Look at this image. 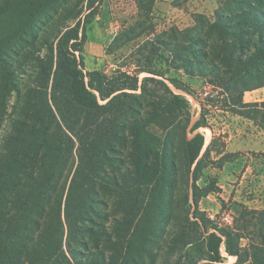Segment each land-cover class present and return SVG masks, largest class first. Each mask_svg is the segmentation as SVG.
I'll list each match as a JSON object with an SVG mask.
<instances>
[{
	"label": "trees",
	"instance_id": "16d2710c",
	"mask_svg": "<svg viewBox=\"0 0 264 264\" xmlns=\"http://www.w3.org/2000/svg\"><path fill=\"white\" fill-rule=\"evenodd\" d=\"M104 1L0 0V264H226L229 257L264 264V208L244 205L220 223L200 208L219 187L211 178L199 184L209 166L232 155L227 142L216 149L214 109L264 132V100L244 99L264 87V34L220 15L211 24L224 25L212 44L224 56L218 63L208 39L181 40L198 27L159 34L157 0H135L146 22L124 27L108 54L147 38L123 67L88 71L84 21ZM189 42L203 66L192 75L214 74L219 96L200 97L158 66L163 49L184 51ZM206 127L213 130L207 147Z\"/></svg>",
	"mask_w": 264,
	"mask_h": 264
},
{
	"label": "rangeland",
	"instance_id": "374dc122",
	"mask_svg": "<svg viewBox=\"0 0 264 264\" xmlns=\"http://www.w3.org/2000/svg\"><path fill=\"white\" fill-rule=\"evenodd\" d=\"M84 13L79 17L82 20H85ZM254 13L258 14L254 16ZM196 15H202L204 18L196 21ZM220 15H231L230 17H233L232 21L235 23L252 22L239 29L251 27L254 37L261 33L264 34V0H157L152 18L156 32L159 34L171 27H177L180 30L198 27V33L201 35L195 34L193 31L186 32L181 40L184 42L196 41L197 44L198 37H201L208 39L207 42L212 45L216 44L220 34L222 35L224 25L216 28L211 27V24L218 20ZM78 19L73 20L71 24L75 25ZM138 22L145 23L146 19L138 12L135 0H105L98 14L84 21L87 40L94 34L106 36L109 39L92 51H89L84 44L83 55L86 70L100 69L110 73L117 67L126 65L130 52L137 48L139 43H142L145 37L147 38V35L129 42L113 54H108L107 49L124 27L137 25ZM41 34L43 36V32ZM42 42L41 39V45ZM196 44L186 43L187 50L174 53L163 49L159 54L158 66L167 74V77H176L190 84L200 97H207L208 93L219 96V89L210 83V79L215 78L214 74H210L209 78L192 75L197 72L198 67H203L195 62L197 59L194 55ZM198 47H200L199 44ZM211 54L215 61L222 63L220 56L223 54H221L220 48L214 52L212 45ZM178 62L180 63L178 68L169 67ZM180 65L182 68H179ZM172 87L174 88V86ZM174 90L177 93L185 94L190 99L193 111L200 109L197 99L192 95L176 88ZM197 98L199 99V97ZM244 99L247 102L264 100V87L246 91ZM15 101V93L5 99L3 104L7 111L11 109L9 104H13ZM6 116L7 114H5ZM198 116L197 113L195 118ZM209 117L217 135L216 149L223 142H227L226 151L232 155L220 167L209 166L204 171L199 184L203 186L206 184L207 178H211L210 181L216 183L220 191L219 193L212 192L202 198L200 208L207 211L213 219L220 223H227L232 222L234 216L239 215L244 205L253 209L264 208V132L252 120L224 110L214 109ZM1 129L0 137L3 133ZM200 131L205 134V147H207L213 137V130L206 127L201 128ZM217 158L218 154L214 150L212 159ZM181 178H183L182 174ZM218 197H222L225 204H222ZM234 261V258L229 257L226 264H231Z\"/></svg>",
	"mask_w": 264,
	"mask_h": 264
},
{
	"label": "crops",
	"instance_id": "0c3cea01",
	"mask_svg": "<svg viewBox=\"0 0 264 264\" xmlns=\"http://www.w3.org/2000/svg\"><path fill=\"white\" fill-rule=\"evenodd\" d=\"M107 41H109V39L106 36L104 37L102 35L99 36L97 34H94V36H92V38L87 40V42L85 44H86V48L89 51H92V50H96L97 46H99L103 43H106Z\"/></svg>",
	"mask_w": 264,
	"mask_h": 264
},
{
	"label": "built area",
	"instance_id": "2783aa9c",
	"mask_svg": "<svg viewBox=\"0 0 264 264\" xmlns=\"http://www.w3.org/2000/svg\"><path fill=\"white\" fill-rule=\"evenodd\" d=\"M231 222V221H230Z\"/></svg>",
	"mask_w": 264,
	"mask_h": 264
}]
</instances>
